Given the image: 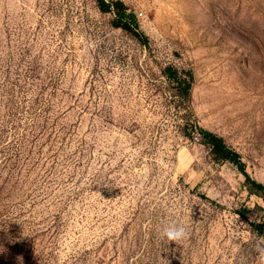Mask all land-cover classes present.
<instances>
[{
	"label": "rangeland",
	"instance_id": "374dc122",
	"mask_svg": "<svg viewBox=\"0 0 264 264\" xmlns=\"http://www.w3.org/2000/svg\"><path fill=\"white\" fill-rule=\"evenodd\" d=\"M104 1L0 0V264H264V0Z\"/></svg>",
	"mask_w": 264,
	"mask_h": 264
},
{
	"label": "trees",
	"instance_id": "16d2710c",
	"mask_svg": "<svg viewBox=\"0 0 264 264\" xmlns=\"http://www.w3.org/2000/svg\"><path fill=\"white\" fill-rule=\"evenodd\" d=\"M97 3H98L99 10L102 12H108L110 10V7H113V9L117 13V16H116L117 20L114 24L116 27H120L128 31H131L138 40L145 41L143 35L138 30V24H137L134 14L127 13L124 10V7L121 3H114L111 5L105 2L104 0H97ZM169 69L172 70L176 80H178L182 84H185L186 87L189 88L190 82L192 79L190 73H187L186 74L187 77H184L182 76V73L176 71L175 69L173 68H169Z\"/></svg>",
	"mask_w": 264,
	"mask_h": 264
},
{
	"label": "clouds",
	"instance_id": "9594fccd",
	"mask_svg": "<svg viewBox=\"0 0 264 264\" xmlns=\"http://www.w3.org/2000/svg\"><path fill=\"white\" fill-rule=\"evenodd\" d=\"M161 234L167 243L171 241L176 244L186 239L188 235L185 226L176 223H170L165 226ZM260 259L264 261V250H261Z\"/></svg>",
	"mask_w": 264,
	"mask_h": 264
}]
</instances>
